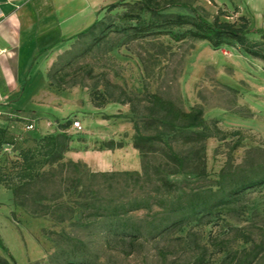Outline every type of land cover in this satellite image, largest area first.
Instances as JSON below:
<instances>
[{"label": "rangeland", "instance_id": "374dc122", "mask_svg": "<svg viewBox=\"0 0 264 264\" xmlns=\"http://www.w3.org/2000/svg\"><path fill=\"white\" fill-rule=\"evenodd\" d=\"M131 1L92 0L97 11L92 10L90 18L101 23L94 29L95 36L77 33L66 39L63 48L51 54L43 75L30 79L34 91L29 93L27 84L17 103L2 102L7 107L0 114V125L19 135L18 147L31 145L34 137L58 132L59 123L73 120L80 121L82 130L64 129L72 137L87 138L101 131L115 135V143L131 144L132 123L139 115L131 112L129 104L109 97L95 106L91 93L106 89L116 98L119 89L129 95H141L147 89L186 110L201 107L204 118L215 120L226 138L206 140L202 177L167 173L161 165L160 145H154L143 157L137 152L139 168L129 174L92 175L80 160L77 169L53 166L48 170L55 174L50 180L31 186L27 209L15 206L10 190L0 185V238L7 248V252L0 248V257L9 264H241L246 252L258 250L259 245L252 264H264V183L237 197L226 196L232 186L230 177L259 175L264 170V61L237 44L213 48L205 40L174 42L167 35L130 41L108 27L119 23L115 15ZM111 4L116 6L108 11ZM194 5L209 20L219 15L220 20L239 24L242 17L248 26L264 29V0H196ZM168 11L188 12L183 8ZM102 34L96 42L95 37ZM248 39L264 50L262 36L248 34ZM28 124L33 128L27 129ZM101 146L95 143L86 148ZM11 149L2 147L1 166L6 155L15 157ZM221 169L230 177L217 184ZM161 177L176 184L168 194L161 187ZM90 188L98 190L96 203L106 207L95 215L75 204L84 201L80 192ZM194 193L204 195L208 204L219 198L224 201L211 213L199 205L200 220L194 218L180 231L170 229L165 236H156L181 214L194 217L186 205ZM179 197L182 210H173L169 204ZM230 197L233 200L226 201ZM133 201L143 207L125 213L113 210ZM32 202L45 205L46 213L39 206L38 213H30ZM122 231H137L140 237L132 247L125 246L118 238ZM187 231H193L197 243L205 247L201 262V249L192 246ZM161 247L167 251L165 260L157 252Z\"/></svg>", "mask_w": 264, "mask_h": 264}, {"label": "trees", "instance_id": "16d2710c", "mask_svg": "<svg viewBox=\"0 0 264 264\" xmlns=\"http://www.w3.org/2000/svg\"><path fill=\"white\" fill-rule=\"evenodd\" d=\"M196 0H132L124 3L125 9L117 13L116 20L119 23H111L109 28L121 34L128 40L134 41L139 38L147 37H161L167 35L174 42L185 40L192 41H207L213 48H218L223 45L237 44L243 51L255 58L264 61V50L256 48V43L249 41L248 34L260 35L264 38V29L255 26H248L247 22L241 17V22L236 24L225 20H220L219 15H216L212 20L207 19L194 5ZM213 1V0H209ZM116 5L111 4L107 9L112 10ZM171 8H183L187 13L169 12ZM101 24L99 21H93L88 27L78 33L83 35L85 33L95 36L94 29ZM101 31H104L103 28ZM105 34L96 36L95 40L98 42ZM152 40V39H147ZM151 42V41H150ZM162 48L163 43L160 42ZM116 88H119L115 86ZM91 100L95 106H101L107 101L109 97L111 101L120 103H127L130 106L131 112L139 115L138 120L133 121V134L131 137V145L135 148L138 154L143 157L147 149L154 145H160L159 151L162 156L163 169L169 174H193L197 177L205 175V143L209 138L225 139L227 133L222 131L215 120H206L203 116V110L199 106H192L189 109L180 107L173 100L163 97L159 93L150 92L147 89L143 90L141 95H129L122 89H119V97L112 98V93L105 89V91H93L91 93ZM123 95V99H119ZM71 125V121H65L58 124V132L42 135L38 138L31 139L32 144L26 147H18L19 135H15L9 131L6 126L0 125V151L4 145L12 147L11 153L15 155L13 159L4 158V165H0V185L10 190L12 194V203L15 206L27 209V195L30 193V188L36 182L47 181L55 174L50 172V168L58 165L62 168L77 169L78 161L72 160L67 156V153L75 147L72 145L74 140L82 142L84 138H75L67 134L64 129ZM234 134H238L234 132ZM113 139L101 141L100 149H113L122 147L123 144L115 143ZM120 142V141H119ZM86 147V146H85ZM65 156L68 159H65ZM7 164V166H6ZM45 168L47 170H45ZM125 174L130 172H137V170H123ZM107 172H93L92 175H105ZM114 174V173H111ZM230 177L223 169L219 172L220 184L222 180ZM161 187L165 193L171 192L176 184L161 177ZM229 183L232 184L226 196L237 197L248 188L260 186L264 183V170L259 175H247L232 178ZM222 188L219 186L218 189ZM217 189V190H218ZM212 193V191H210ZM82 202L75 203L77 207L83 209H90L91 215L100 212L101 209L106 208L104 204L96 203L98 197V190L90 188L89 191H82ZM180 196V195H178ZM204 196V195H203ZM201 193H194L190 195L189 210L194 217L181 214L179 217L172 219L169 223L163 225L161 231L155 233L158 237H163L171 230L180 231L184 225L188 224L192 219L200 220L202 217L196 212L199 205L204 204V208L208 213H211L213 208L219 206L224 198H219L211 204H208L207 198L204 199ZM92 199H91V198ZM227 199L230 202L233 199ZM90 198V199H89ZM200 200V202H198ZM209 201V200H208ZM31 204V205H30ZM29 205L32 207L28 211L32 214L38 213L36 205L38 203L32 202ZM149 205V204H148ZM162 210L167 209L166 201L161 202ZM173 210L181 209L182 205L180 197L170 203ZM44 206V207H43ZM40 205L41 213L45 214V205ZM140 202L133 201L127 207L119 205L113 207L116 213L142 208ZM182 210V209H181ZM62 218H57V221H62ZM195 248L201 249L199 253V261L203 256L205 247L199 245L195 240V233L187 231L186 235ZM140 235L137 231L126 232L122 231L118 237L125 246L132 247L137 242ZM127 241V243H125ZM255 246V245H254ZM256 251H248L241 259V264H252L254 258L260 252V246ZM0 248L7 252V248L0 238ZM160 257L165 260L167 251L164 247L157 249ZM13 261V259H12ZM14 264H16L13 261ZM0 264H9L5 258L0 257ZM239 264V263H237Z\"/></svg>", "mask_w": 264, "mask_h": 264}, {"label": "crops", "instance_id": "0c3cea01", "mask_svg": "<svg viewBox=\"0 0 264 264\" xmlns=\"http://www.w3.org/2000/svg\"><path fill=\"white\" fill-rule=\"evenodd\" d=\"M91 1L0 0V114L7 107L4 103L22 98L20 92L27 84L28 92L34 91L30 79L43 75L51 54L63 48L66 39L95 21L90 15L97 7ZM115 138L101 131L90 134L82 142L74 140L75 148L67 156L93 172L137 170V150L130 143L113 149L86 148Z\"/></svg>", "mask_w": 264, "mask_h": 264}, {"label": "built area", "instance_id": "2783aa9c", "mask_svg": "<svg viewBox=\"0 0 264 264\" xmlns=\"http://www.w3.org/2000/svg\"><path fill=\"white\" fill-rule=\"evenodd\" d=\"M70 127H71L74 131H76V132L82 130V125H81V123H80L79 120H73V121L71 122ZM26 128L30 130V129L33 128V125H32V124H28V125L26 126Z\"/></svg>", "mask_w": 264, "mask_h": 264}]
</instances>
